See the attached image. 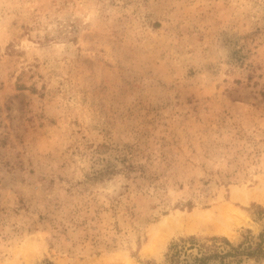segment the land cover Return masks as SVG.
Returning a JSON list of instances; mask_svg holds the SVG:
<instances>
[{
	"label": "rangeland",
	"instance_id": "obj_1",
	"mask_svg": "<svg viewBox=\"0 0 264 264\" xmlns=\"http://www.w3.org/2000/svg\"><path fill=\"white\" fill-rule=\"evenodd\" d=\"M227 204L226 230L178 223ZM262 232L264 0H0V264Z\"/></svg>",
	"mask_w": 264,
	"mask_h": 264
},
{
	"label": "trees",
	"instance_id": "obj_2",
	"mask_svg": "<svg viewBox=\"0 0 264 264\" xmlns=\"http://www.w3.org/2000/svg\"><path fill=\"white\" fill-rule=\"evenodd\" d=\"M218 239V237H213L209 243L208 240L199 242L195 236H190L187 239L181 238L180 241L171 244L168 261L164 264H209L214 259H220L221 264H226L227 258L237 259V256L244 253L246 256L255 254L257 257L264 253L262 248L264 232L260 234L258 242L249 243L243 250L230 246V244L227 247H222L218 243ZM225 240L229 243L227 239ZM188 242H190L189 246H187Z\"/></svg>",
	"mask_w": 264,
	"mask_h": 264
},
{
	"label": "bare ground",
	"instance_id": "obj_3",
	"mask_svg": "<svg viewBox=\"0 0 264 264\" xmlns=\"http://www.w3.org/2000/svg\"><path fill=\"white\" fill-rule=\"evenodd\" d=\"M253 196V192L242 190V191H234L233 198H241L243 201L249 199ZM232 215L235 218H239L237 214V209L232 207L231 205H221L215 208L214 210H210L207 212H198L194 211L190 213L186 218L180 217L178 218V223L183 224L187 222V225L190 224H213L216 226H224L222 225L227 220V217ZM165 220H170V218H165ZM226 230V227H223ZM126 263L130 264V262L126 261Z\"/></svg>",
	"mask_w": 264,
	"mask_h": 264
}]
</instances>
